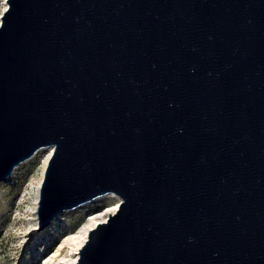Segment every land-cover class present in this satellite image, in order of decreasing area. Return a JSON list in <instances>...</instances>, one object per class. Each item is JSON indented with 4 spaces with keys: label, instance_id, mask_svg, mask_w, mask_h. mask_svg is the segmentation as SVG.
<instances>
[{
    "label": "water",
    "instance_id": "95a60500",
    "mask_svg": "<svg viewBox=\"0 0 264 264\" xmlns=\"http://www.w3.org/2000/svg\"><path fill=\"white\" fill-rule=\"evenodd\" d=\"M0 180L44 147L35 230L120 198L74 264H264V0H5Z\"/></svg>",
    "mask_w": 264,
    "mask_h": 264
},
{
    "label": "rangeland",
    "instance_id": "374dc122",
    "mask_svg": "<svg viewBox=\"0 0 264 264\" xmlns=\"http://www.w3.org/2000/svg\"><path fill=\"white\" fill-rule=\"evenodd\" d=\"M4 3L0 4V9ZM41 149L32 158L18 163L5 179L0 180V264H43L88 213L112 204L117 198L114 193L98 196L63 210L48 224L35 230L38 218L34 193L46 155ZM33 217L37 219L36 224Z\"/></svg>",
    "mask_w": 264,
    "mask_h": 264
},
{
    "label": "bare ground",
    "instance_id": "6f19581e",
    "mask_svg": "<svg viewBox=\"0 0 264 264\" xmlns=\"http://www.w3.org/2000/svg\"><path fill=\"white\" fill-rule=\"evenodd\" d=\"M6 6V2L4 3V7ZM3 7V8H4ZM41 150L46 151V155L43 159V168L41 171L40 179L38 181V184L36 186V191L34 193V208L37 204V198H38V191H39V184L41 181V178L43 176V171L45 168V165L47 163L48 158L50 157L53 147L48 146L46 148H43ZM112 193H108L110 195ZM113 195V194H112ZM115 196V195H114ZM116 200L97 211H93L91 213H88L83 221L79 224V226L70 234H68L56 247L54 250L52 256L48 257L43 261V264H74L78 257V249L81 246V244L86 239L87 233L89 228L94 226L98 221L105 220L108 213L113 212L112 209H116L120 198L116 196ZM33 215H35V209L33 210ZM34 223H37L36 217H33ZM64 250V251H63ZM63 251V252H62ZM60 256V257H59Z\"/></svg>",
    "mask_w": 264,
    "mask_h": 264
},
{
    "label": "snow or ice",
    "instance_id": "6c2138e0",
    "mask_svg": "<svg viewBox=\"0 0 264 264\" xmlns=\"http://www.w3.org/2000/svg\"><path fill=\"white\" fill-rule=\"evenodd\" d=\"M5 2V0H0V4H3ZM7 11V8L4 7L2 9H0V14H3V12H6ZM111 211H114V209H112Z\"/></svg>",
    "mask_w": 264,
    "mask_h": 264
}]
</instances>
